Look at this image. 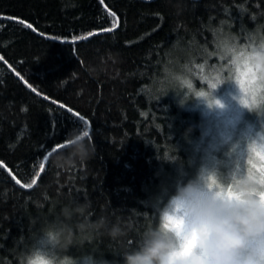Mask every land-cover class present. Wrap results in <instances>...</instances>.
I'll use <instances>...</instances> for the list:
<instances>
[{
	"label": "trees",
	"instance_id": "16d2710c",
	"mask_svg": "<svg viewBox=\"0 0 264 264\" xmlns=\"http://www.w3.org/2000/svg\"><path fill=\"white\" fill-rule=\"evenodd\" d=\"M249 41L264 46V0H0V264L77 204L73 225L106 226L74 228L60 264H122L161 189L200 167L217 57Z\"/></svg>",
	"mask_w": 264,
	"mask_h": 264
},
{
	"label": "clouds",
	"instance_id": "9594fccd",
	"mask_svg": "<svg viewBox=\"0 0 264 264\" xmlns=\"http://www.w3.org/2000/svg\"><path fill=\"white\" fill-rule=\"evenodd\" d=\"M233 153L236 158L226 174L214 164H203L190 178H178L171 190L162 188L159 223L142 233L136 248L123 252L122 264H264V166L245 171L240 162L246 154L264 165V159L253 154L264 155V126L245 138L242 149L233 145L226 155ZM85 212V205L65 206L64 220L35 238L23 264H60L53 250L71 244L74 228L106 226L103 218L95 224L84 220L73 225V217ZM109 233L114 238L124 234L119 225ZM83 264L97 260L86 256Z\"/></svg>",
	"mask_w": 264,
	"mask_h": 264
},
{
	"label": "rangeland",
	"instance_id": "374dc122",
	"mask_svg": "<svg viewBox=\"0 0 264 264\" xmlns=\"http://www.w3.org/2000/svg\"><path fill=\"white\" fill-rule=\"evenodd\" d=\"M247 45L246 51L241 48V52L234 54L233 50L224 49L225 52L217 57L221 68L214 74L218 80L212 82L211 86H219L212 87L208 97L198 102L207 118L199 144L200 166L214 164L222 174L230 170L232 161L236 158V153L226 155L229 149L233 145L242 149L245 138L255 135L264 126V46L258 47L253 41H249ZM228 71L231 74L229 80L226 76L222 80L218 78ZM253 154L259 159V153ZM217 155L222 156L220 160L216 158ZM240 162L245 171L250 168L258 170L264 166L249 160L246 154Z\"/></svg>",
	"mask_w": 264,
	"mask_h": 264
},
{
	"label": "snow or ice",
	"instance_id": "6c2138e0",
	"mask_svg": "<svg viewBox=\"0 0 264 264\" xmlns=\"http://www.w3.org/2000/svg\"><path fill=\"white\" fill-rule=\"evenodd\" d=\"M100 2L103 3L104 0H100ZM111 15L114 16L115 13H111ZM21 23H23V21H21ZM115 26H117V25H114L113 27H115ZM27 27L31 28L32 25H31V24H28ZM112 30H113L112 28L105 29V31H112ZM93 34H95V33H89V35H93ZM81 38H83V37H81ZM218 86H219V85H215V84H214L212 87H213V88H217ZM241 86H242V88H243V82H241ZM33 91H36V90L33 89ZM200 95L203 96V93H201ZM61 107H64V105H61ZM244 107H247V105H244ZM68 111H69V112H72L73 110L69 108ZM74 115H76L81 121H84V117L80 116L79 113H74ZM84 122L87 123L86 121H84ZM84 136H88V132H87V131H84V132L82 133V136H77L76 139H77V140H80V139H82V137H84ZM65 147H67L66 144H65V145H59V146H58V148H65ZM55 150H56V149H54L53 151H55ZM260 158H261V159H264V155H261ZM45 159H47V157H45ZM43 167H44V165L41 164V169H43ZM210 179H211V178H210ZM213 182H214V181H213ZM17 183H20V181L17 180ZM35 183H36V181H35V179H34V180L32 181L31 184H26V185H22V186H23V187H27V188H31ZM229 194H231L230 189H229ZM261 196H262V198H264V194H261ZM170 219H171V217H165V220H166V221H167V220H170ZM165 226H167V224H166Z\"/></svg>",
	"mask_w": 264,
	"mask_h": 264
}]
</instances>
